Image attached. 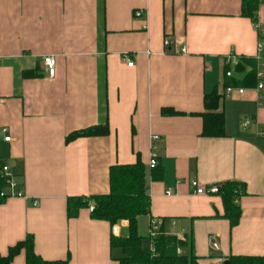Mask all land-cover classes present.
<instances>
[{
    "label": "crops",
    "instance_id": "crops-1",
    "mask_svg": "<svg viewBox=\"0 0 264 264\" xmlns=\"http://www.w3.org/2000/svg\"><path fill=\"white\" fill-rule=\"evenodd\" d=\"M241 6L242 0H0V128L10 137L6 143L0 135V166L17 177L25 197L0 205L1 256L31 235L45 261L69 256L68 264H118L122 254L110 250L109 239L126 236L128 223L115 225L113 234L87 210L68 220L66 200L107 194L109 168L137 157L146 166L150 198L141 235L149 218L161 219L166 234L192 237L200 264L264 256V40L258 31L264 38V3L256 25L241 17ZM230 53L255 80L262 73L261 92L256 82L231 87L242 94L226 93ZM45 56L55 60L52 78ZM36 69L41 78L22 77ZM213 91L224 137L203 138L201 119L190 114L202 112L204 95ZM163 108L186 115L163 117ZM95 126H107L109 134L65 144L69 134ZM152 154L159 181L151 179ZM193 181L242 184L238 225L231 229L221 218L219 196H195ZM12 264H25L24 253Z\"/></svg>",
    "mask_w": 264,
    "mask_h": 264
},
{
    "label": "trees",
    "instance_id": "trees-1",
    "mask_svg": "<svg viewBox=\"0 0 264 264\" xmlns=\"http://www.w3.org/2000/svg\"><path fill=\"white\" fill-rule=\"evenodd\" d=\"M260 2L261 0H242L241 17L249 19L256 25L257 8ZM259 39L264 40L261 31ZM242 60L239 59L238 65L231 70L232 75L227 87L244 84L253 86L257 82L253 71L246 72ZM244 62L247 63L246 60ZM22 77L37 79L42 77V73L38 69L25 71ZM202 104V112L190 114L201 119L200 136L203 138L224 137V114L219 111L220 96L213 91L211 94L204 95ZM161 115L163 117H178L186 114L172 108H163ZM108 134L107 126H95L69 134L65 138V144L78 139L106 137ZM151 171L153 181L161 180V168L156 166ZM146 176V166L139 157L134 164L111 166L108 171L109 192L89 197H68L66 200L67 219H76L81 210L89 212V207H92L89 216L93 221L108 223L110 227L126 221L128 223L126 236L111 235L109 239L110 250H119L122 254V258L117 260L118 264H200L198 258L193 254L192 237L185 235L182 240H179L176 236L166 234L163 220L155 219L161 221V225L152 234L149 233V221L146 235L139 233V219L149 216L150 210ZM14 177L18 181L15 175ZM18 186L21 188L19 181ZM1 193L7 194V187L1 179L0 166ZM244 195H246L244 186L237 182L221 184L217 194L223 205L221 218L229 222L231 229L239 223L241 211L237 201ZM6 200L8 199L0 197V205ZM184 249H189L191 252L183 254ZM21 253L25 255V264H68L69 262V256L65 260H43L35 253L33 237L28 235L24 240L10 247L5 256L0 255V264H12V261ZM227 262L228 264H264V256H230Z\"/></svg>",
    "mask_w": 264,
    "mask_h": 264
},
{
    "label": "built area",
    "instance_id": "built-area-1",
    "mask_svg": "<svg viewBox=\"0 0 264 264\" xmlns=\"http://www.w3.org/2000/svg\"><path fill=\"white\" fill-rule=\"evenodd\" d=\"M261 3H264V0H261ZM140 12H136L135 16H139ZM260 32V30H258ZM169 41L167 39H165L163 41V45L165 47L169 46ZM182 52H185V49L182 48ZM258 53H262V45L258 46ZM123 61L126 63L127 67H132L133 63H132V58L130 55L128 54H124L122 56ZM239 63V59L233 54L230 53L228 54V56L225 59L224 62V66L226 68V72H225V76L227 78L231 77V70L236 67ZM43 64V68L45 73L47 74V76L49 78L54 77L55 75V60L52 56H45L43 58L42 61ZM261 78H262V73H257L256 74V79H257V86H256V90L261 92L263 90V86L261 84ZM233 91H237L238 94H242L243 90L242 89H238L235 90L234 88L228 87L226 88V93L230 94ZM249 124L248 121L245 122V125L247 126ZM0 135L3 138V141L8 143L10 142V137L8 136V131L6 128H0ZM153 140H157V137L152 138ZM157 166L156 163V158L155 155L152 154L149 162H148V167L149 169L153 170L155 167ZM1 179L4 181L6 187H7V194L1 193L0 197H4L7 199H13V198H18V199H24V195L22 192V189L18 186V181L15 179L14 175L11 173V171L9 170V168L7 166H1ZM191 186V190L193 192V194L195 196H213V195H217L219 193L221 184H214V185H208V186H203V185H199L197 182L193 181L190 184ZM31 204L33 207H37L38 206V202L37 200H32ZM92 211V207H89V212ZM149 233L152 234V232L154 230H157L158 227L161 225V221L159 220H155V219H149ZM112 233L114 234L116 232V227H112L111 229ZM179 240L183 239L182 235L176 236Z\"/></svg>",
    "mask_w": 264,
    "mask_h": 264
},
{
    "label": "rangeland",
    "instance_id": "rangeland-1",
    "mask_svg": "<svg viewBox=\"0 0 264 264\" xmlns=\"http://www.w3.org/2000/svg\"><path fill=\"white\" fill-rule=\"evenodd\" d=\"M139 232H140V234H144V232H143L141 227L139 228Z\"/></svg>",
    "mask_w": 264,
    "mask_h": 264
},
{
    "label": "water",
    "instance_id": "water-1",
    "mask_svg": "<svg viewBox=\"0 0 264 264\" xmlns=\"http://www.w3.org/2000/svg\"><path fill=\"white\" fill-rule=\"evenodd\" d=\"M224 264H228V262L226 261V262H224Z\"/></svg>",
    "mask_w": 264,
    "mask_h": 264
}]
</instances>
